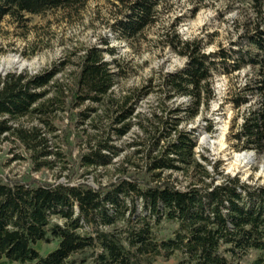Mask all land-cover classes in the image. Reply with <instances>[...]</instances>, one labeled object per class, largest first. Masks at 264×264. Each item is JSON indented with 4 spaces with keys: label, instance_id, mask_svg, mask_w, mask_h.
Instances as JSON below:
<instances>
[{
    "label": "trees",
    "instance_id": "obj_1",
    "mask_svg": "<svg viewBox=\"0 0 264 264\" xmlns=\"http://www.w3.org/2000/svg\"><path fill=\"white\" fill-rule=\"evenodd\" d=\"M89 1L0 0V23L23 25L28 16L82 9ZM169 1L113 0L111 28L119 39L136 41ZM251 2L254 25L229 49L206 53L203 41L167 33L164 46L185 66L162 74L157 89L151 80L115 94L126 72L109 41L37 74L0 73V149L20 150L12 160L28 161L35 173L58 171L54 183L0 179V264H241L256 253L253 264H264V186L224 175L219 165L210 172L185 128L210 111L216 77L248 70L228 96L237 113L229 141L237 152L264 155V0ZM153 92L160 101L146 116L139 103ZM135 129L137 139L127 146L133 152L116 165L124 152L118 144ZM72 132L76 158L66 149ZM115 165L105 185L72 182L80 170V179L97 182L100 170ZM54 243L46 255L37 249Z\"/></svg>",
    "mask_w": 264,
    "mask_h": 264
},
{
    "label": "rangeland",
    "instance_id": "obj_2",
    "mask_svg": "<svg viewBox=\"0 0 264 264\" xmlns=\"http://www.w3.org/2000/svg\"><path fill=\"white\" fill-rule=\"evenodd\" d=\"M115 14L113 0H90L82 9L28 16L23 25L6 18L0 23V73L27 70L31 74H37L54 68L56 64L64 61L67 55L82 53L89 47L105 48L104 41H109L110 48L116 51L115 58L126 72L125 77L115 87V94L122 95L128 90L142 88L151 80L157 89L162 74L175 72L185 66L184 59L164 46L167 33L175 30L183 39H199L203 41L205 52L211 53L221 48H231L233 43L239 42L241 37L252 29L255 22L251 0H170L166 6L161 7L158 22L147 29L138 40L129 43L119 39L111 28ZM107 60L111 61V56L108 55ZM248 74L247 70L231 78L216 77V98L210 111L185 128L194 132L197 144L195 153L200 160L202 156L209 159L210 164L205 165L210 172L215 174L212 166L219 165V170L224 175L237 176L242 182L264 186V155L237 152L229 141L233 119L237 113L227 103L228 96L234 84L242 85L246 82ZM159 101V94L153 92L139 103L138 110L150 116ZM185 102L186 100H178L176 104ZM68 118L65 116V125ZM238 122L240 124L241 120ZM210 125L213 126L212 132L206 130ZM63 129L65 130V127ZM138 134L135 129L118 144L124 148V152L123 156L115 161L116 165L124 156L133 152L134 149H128L127 146L137 139ZM74 138L75 133L72 132L71 147L66 149L72 151L73 158H76L79 148L73 141ZM12 151L14 150L10 145H4L0 149V179H20L25 175L41 183L55 182L58 171L35 173L28 161L12 160L14 153L21 152L17 149ZM244 153L253 155L252 161L246 166H241L234 157ZM116 165L108 173L100 170L97 182L91 176L80 179L82 170L72 182L84 181L93 187L105 185L112 177ZM174 178L185 185V179L179 174H175ZM60 182H66L65 178H61ZM56 246V243L39 244L37 249L42 255H46ZM258 256L257 253L252 254L241 264H253ZM155 264L176 262L160 259Z\"/></svg>",
    "mask_w": 264,
    "mask_h": 264
},
{
    "label": "bare ground",
    "instance_id": "obj_3",
    "mask_svg": "<svg viewBox=\"0 0 264 264\" xmlns=\"http://www.w3.org/2000/svg\"><path fill=\"white\" fill-rule=\"evenodd\" d=\"M234 159L238 164H241V166H246L252 161V155L250 153L237 154Z\"/></svg>",
    "mask_w": 264,
    "mask_h": 264
},
{
    "label": "water",
    "instance_id": "obj_4",
    "mask_svg": "<svg viewBox=\"0 0 264 264\" xmlns=\"http://www.w3.org/2000/svg\"><path fill=\"white\" fill-rule=\"evenodd\" d=\"M253 156V155H252Z\"/></svg>",
    "mask_w": 264,
    "mask_h": 264
}]
</instances>
